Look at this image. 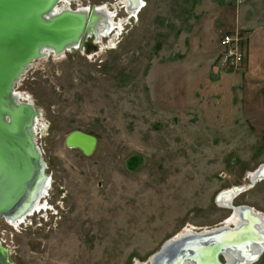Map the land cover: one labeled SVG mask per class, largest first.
Returning a JSON list of instances; mask_svg holds the SVG:
<instances>
[{
    "label": "rangeland",
    "instance_id": "obj_1",
    "mask_svg": "<svg viewBox=\"0 0 264 264\" xmlns=\"http://www.w3.org/2000/svg\"><path fill=\"white\" fill-rule=\"evenodd\" d=\"M67 1L107 4L122 30L34 61L15 87L38 112L53 210L0 220L1 245L12 264H148L186 230L223 225L217 196L264 165V0H143L132 17L120 0ZM225 33L239 70L220 65ZM75 130L97 138L90 156L66 147ZM134 153L146 164L131 174ZM233 205L264 216V180Z\"/></svg>",
    "mask_w": 264,
    "mask_h": 264
},
{
    "label": "water",
    "instance_id": "obj_2",
    "mask_svg": "<svg viewBox=\"0 0 264 264\" xmlns=\"http://www.w3.org/2000/svg\"><path fill=\"white\" fill-rule=\"evenodd\" d=\"M55 3L57 0H0V218L7 213V209L20 202L35 177L36 166L42 168L40 173L44 179L47 178L46 164L41 161V156L36 154L34 137L29 129L32 117H38V112L30 105L9 108L5 105L8 103L6 102L8 95L29 63L42 55H39L42 46H50L55 53H59L66 49L67 43L72 42V48L83 50L85 42L92 39L90 36L92 25L100 19V16L94 13V6H91L90 13L88 9L86 12L83 11V16L79 19L73 18L75 16L71 13L47 18L48 16H45L47 11H50ZM140 3L142 6L143 1L140 0L137 7ZM23 109H26V112ZM7 118L10 122H6ZM96 144L95 136L79 130L70 132L65 138L67 148L79 150L84 156H90ZM145 164L146 158L137 153L129 155L124 160V168L131 174L140 172ZM261 167L262 165L255 172L257 181L264 180ZM257 181L250 180L247 187H253ZM227 209L237 213L241 219L247 220V223L236 228L222 226L206 232L185 231L163 243L160 249L150 256L148 264L161 262V257L168 249H177L184 245L190 247L185 255L179 257L176 264L256 262L264 252V238L254 227V224L259 223L260 216L247 206L234 207L230 204ZM243 229L248 230L254 238L251 239L252 236L249 235L237 237L241 230L244 231ZM228 237H232L235 242L224 240ZM252 245L255 248L248 249ZM202 249L204 254L200 252ZM237 251L241 253L237 259L232 256L227 260L225 253L235 255ZM220 257L224 262L220 261ZM0 264H12L7 251L1 245Z\"/></svg>",
    "mask_w": 264,
    "mask_h": 264
},
{
    "label": "bare ground",
    "instance_id": "obj_3",
    "mask_svg": "<svg viewBox=\"0 0 264 264\" xmlns=\"http://www.w3.org/2000/svg\"><path fill=\"white\" fill-rule=\"evenodd\" d=\"M120 1L121 2H119V4L124 7V9L127 12V15L129 17L136 16V14L138 13V10L141 8L142 2L140 3V6L137 7V3L139 4L140 0H120ZM113 8H116V7H113ZM94 9H95L94 13L100 16V19H98L95 22V24L92 25L91 30H90V34H91L90 36L94 37L95 43L101 44L103 39H106L109 34L112 35L114 31L116 33L115 35H119V33L122 30L121 25L123 22H120V23L115 22V20L113 19L114 13L111 12L109 6L107 4L97 5V6H94ZM88 10L90 13L91 9H88ZM83 11L86 12L87 8L86 7H80L78 9L73 10L69 6V2L67 0H57V3H55V5L52 7V9H50V11H47L48 13L45 16H48L47 18H49V17L55 18V17H58L62 14H70L71 13L75 16L73 18L79 19V18H82ZM89 13H88V15H89ZM45 16H43V17H45ZM59 18H61V17H59ZM88 18H89V16H88ZM88 38H89V36H88ZM71 46H73L72 42L67 43L65 45L66 49L63 52H59V53H55V50L51 49L50 46H47V45L42 46L39 49V52H40L39 55H41V54L42 55L39 58L31 61L29 63V65L27 66L26 70L24 71V73L30 68L31 63H33L36 60L45 59L48 56L57 57V56L63 55L64 52H69V51L75 50V48H72ZM24 73L19 75L18 81L15 82L10 94L7 97L6 102L8 101V103H5V105L8 106L9 108H16L17 106H21V105H24V106L30 105V104H27L28 98L26 99L24 96H21L20 94H18L17 92L14 91L15 87L20 82ZM23 99L25 101H23ZM30 106H33V105H30ZM23 110H24V112H26L25 111L26 109H23ZM24 115L26 116V114H24ZM32 119H33L31 121L32 125L29 126V129L32 131V135L34 137L33 141H34L35 146H36V142H35L36 134H35V132L37 130L36 124H37L38 117H35V118L32 117ZM6 122H10V119L7 118ZM35 150H36V154H39V156H41V152L39 151L37 146H36ZM40 159H41V161H43L42 156L40 157ZM41 164L38 163V165H41ZM41 170H42L41 167H40V169L38 168V166L35 167V173H34L35 177L32 180V182L30 183V185L28 186V189L26 190V192H24L23 197L20 199V202L16 206L10 207L9 209H7L6 210L7 213H5L4 216L2 218H0V220H5L9 224H13L16 226L17 224L24 222V220L27 217H29L32 214V212H34L33 214H35L36 212H39L45 208V205L44 206L41 205V201L45 197V195L48 191V188L50 187V179L48 176H47V178L44 179V177L40 173ZM260 171L264 172V165L260 168ZM255 172L251 173V175L249 176V179L253 180L254 182L257 181V179H258V178H256L257 176H256ZM250 180H249V183H250ZM242 188L244 189V191L250 189L246 186H234L233 188H228L217 196L216 202L219 204L220 207H223V208H227L230 204L232 206H234L233 205L234 199L237 198L239 195H241L244 192V191H241ZM230 212H231V216L220 227L228 226L229 228H236L240 224H243V223L246 224L247 223V220L241 219L237 213H235V212L233 213L232 210ZM253 212L255 214H257L258 216H260V219L258 221L259 223L254 224V227L257 230V232L260 233L262 238H264V216L262 214L257 213L255 210H253ZM210 229H214V228L202 229L199 231H197V230L194 231L192 229H189L186 231H189V232L205 231L206 232ZM248 235L252 236L251 239L254 238V236L252 234H250V232L248 230H244V231L241 230V232L239 233V235H237V237L238 236L246 237ZM224 240L234 241V239L232 237L225 238ZM0 245H1V243H0ZM1 247H3V246L1 245ZM188 247H190V245H184V246H181L180 248H177V249L176 248L175 249H168L164 253V255L161 257L162 258L161 262L158 261L157 264H168L171 262H173V264H176L179 260V257L185 255V253L188 251ZM251 248L249 247L248 249L253 250V248H255V246L252 245ZM244 250H246V248H244ZM239 253H240V251H237L235 253V255H233V254L228 255L225 253V257L227 258V260H230L232 256L237 259ZM199 260H201V257ZM138 264H140V263H138Z\"/></svg>",
    "mask_w": 264,
    "mask_h": 264
},
{
    "label": "built area",
    "instance_id": "obj_4",
    "mask_svg": "<svg viewBox=\"0 0 264 264\" xmlns=\"http://www.w3.org/2000/svg\"><path fill=\"white\" fill-rule=\"evenodd\" d=\"M219 49V62L223 68L239 70L245 66L246 55L236 36L223 34L219 40ZM0 243L2 244L1 240Z\"/></svg>",
    "mask_w": 264,
    "mask_h": 264
}]
</instances>
